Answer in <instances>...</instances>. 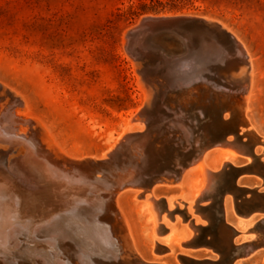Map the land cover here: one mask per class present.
I'll return each mask as SVG.
<instances>
[{
	"label": "bare ground",
	"instance_id": "obj_1",
	"mask_svg": "<svg viewBox=\"0 0 264 264\" xmlns=\"http://www.w3.org/2000/svg\"><path fill=\"white\" fill-rule=\"evenodd\" d=\"M204 17L219 22L239 40L248 56V76L236 75L235 88L227 92L212 89L213 85L207 82H190L186 87L177 83L172 92L169 83L164 87L157 76H147L136 49L129 50L139 72L141 103L125 118L115 143L100 155L67 149L50 125L31 112L27 99L0 80V264H68L63 257L70 255V250H78V246L72 247L64 235L65 218L74 215L83 225L80 220L84 221L93 207L104 209L102 215L111 217L103 240H112L117 246L102 250L96 258L100 263L168 264L143 256L123 208L124 194L130 190L136 197L143 196L153 223L154 247L159 252H173L178 245L186 253L184 246L190 244L186 243L202 236L201 242L205 240L226 258L209 263L181 253L183 264H228L264 249V231L247 227L259 213L264 220V212L256 213L243 201L236 207L244 216L240 217L244 224L241 231L234 233L222 221L229 222V210L238 202L236 196L245 199L246 191L242 188L248 186L241 182L247 176L241 177V173L258 174L264 166V134L249 115L257 62L243 38L231 27L215 17ZM124 42L128 47L127 36ZM165 102L176 106L170 108ZM160 107L165 109L164 118L182 121V127L181 123L175 124L179 127L178 136L154 133L162 130L159 121L155 122L157 118L163 119ZM170 114L173 117H168ZM172 137L177 143L172 144ZM150 154L152 166H146ZM237 155H247L244 165H233ZM152 172L156 177H151ZM148 176L151 178L146 179ZM185 184L190 187L191 199L184 195L159 199L155 191L162 185ZM218 195H222L224 205L202 203L204 199L215 201ZM175 205L179 214L173 218L177 219H182L183 205L188 208L185 229L170 222ZM113 206L114 212L110 210ZM254 231L255 235L243 236L241 243L232 238L236 233Z\"/></svg>",
	"mask_w": 264,
	"mask_h": 264
},
{
	"label": "rangeland",
	"instance_id": "obj_2",
	"mask_svg": "<svg viewBox=\"0 0 264 264\" xmlns=\"http://www.w3.org/2000/svg\"><path fill=\"white\" fill-rule=\"evenodd\" d=\"M165 11L215 17L243 38L257 62L249 115L259 132L264 134V0H0V80L27 99L31 112L50 125L67 149L85 155H100L115 143L125 118L141 103L139 72L125 45V31L136 25L143 15ZM164 105L176 106L167 102ZM160 109L163 119L157 118L155 122L159 121L162 130L154 133L177 135L179 127L175 124L181 123L182 127V121L164 118L165 109ZM169 116L173 117L172 114ZM187 123L190 125L189 121ZM169 140L172 144L177 143L173 137ZM261 145L262 151L264 144ZM150 157L151 154L147 163L144 161L146 166H152ZM246 161L247 155H237L233 165H243ZM216 165L222 168L218 161ZM243 176L247 177L241 185L255 187L262 184L263 178L256 173ZM259 189L263 191L264 186ZM155 191L159 199L180 195L191 199L192 196L187 184L162 185ZM210 202L224 205L222 196L215 201H202L203 204ZM123 208L147 260L183 264L179 257L184 253L183 248L178 245L174 246L173 252L154 251L153 223L143 196L136 197L131 190L125 192ZM234 209L229 210V222L226 219L225 222L235 231H241L244 224L240 217L244 216ZM186 210L187 206L183 205L182 219L173 218L179 214L176 205L171 211L170 222L178 229L186 228ZM64 223V235L72 247L78 246V250H70V255L64 256L63 260L68 264H85V261L102 264L96 259L101 252L90 248V245H97L89 240L84 243L78 236L75 216L66 217ZM247 227L264 231L260 213ZM251 234L256 232H240L232 238L241 243L243 236ZM198 243L184 246V254L193 259L222 261L219 252ZM238 260L237 264H264V249L228 264Z\"/></svg>",
	"mask_w": 264,
	"mask_h": 264
},
{
	"label": "water",
	"instance_id": "obj_3",
	"mask_svg": "<svg viewBox=\"0 0 264 264\" xmlns=\"http://www.w3.org/2000/svg\"><path fill=\"white\" fill-rule=\"evenodd\" d=\"M128 32L126 36L129 38V46L127 48L128 50L136 49L141 67L145 69L147 76L153 75L160 80L163 79L164 82L161 81V85L167 87V83H169L172 86V92L177 88V83L186 87L190 82L198 84L207 82L209 85H213L212 89L227 92V90L235 88L234 77L236 75L248 76L250 65L243 46L232 33L215 20L188 13L146 14L139 19L136 25L130 27ZM196 78H198L197 81H195ZM228 167L232 168L233 166L229 165ZM261 169L262 171L258 174L262 176L261 186H264V166ZM245 173L251 172L245 171L241 175ZM150 174L152 178L156 177V173ZM149 176L146 179L151 178ZM148 184L146 186H149ZM245 187L242 188L246 191L245 199L236 196L238 201L236 202L235 199L236 212L241 214L236 207H238L237 203L243 201H247V206L251 210L264 212V190L259 191L258 185ZM110 210L114 212L116 206ZM102 211L105 210L93 207L92 211L85 214L84 221L80 218L83 225L77 222L78 236L83 239L81 241L86 243V240H89L96 244L97 247L90 245V248L98 252L117 247L116 244H112V240H109V243L103 240V236L107 232L106 226L111 217L102 215ZM117 219L122 222L119 218ZM222 221L235 233L230 224L226 223L224 219ZM201 238L202 236L196 240L191 239L186 244L192 245L199 242V245H207L205 240L201 242ZM158 250L159 248L154 247V251ZM181 255L179 254L180 259L183 258ZM204 261L215 262L210 259H204ZM231 262L232 260L229 261V263Z\"/></svg>",
	"mask_w": 264,
	"mask_h": 264
}]
</instances>
